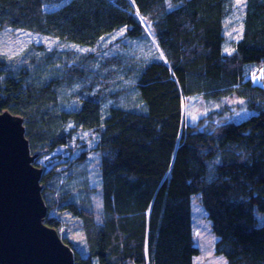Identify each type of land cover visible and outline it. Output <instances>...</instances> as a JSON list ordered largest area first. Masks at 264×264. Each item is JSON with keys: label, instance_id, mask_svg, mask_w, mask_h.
Instances as JSON below:
<instances>
[{"label": "trees", "instance_id": "1", "mask_svg": "<svg viewBox=\"0 0 264 264\" xmlns=\"http://www.w3.org/2000/svg\"><path fill=\"white\" fill-rule=\"evenodd\" d=\"M52 3L57 6L45 8ZM236 8L235 0H0V27L94 51L126 26L123 36L149 39L161 54L151 49L132 69L111 56L90 68L89 55L76 64L40 45L17 63L0 57V111L24 117L33 152L68 143L78 128L95 132L91 149L100 155L103 206L97 210L85 196L74 200L73 190L61 191L55 171H44L41 180L49 211H67L82 222L81 246L60 233L75 264H196L194 196L227 264H264V87L251 74L264 65V0H246L239 16ZM229 29L234 49L226 53ZM44 68L58 73L44 77ZM125 78L133 79L132 103ZM76 81L82 83L72 91L76 104L62 106V92ZM190 95L221 109L184 123ZM236 97L245 102L234 103ZM244 107L253 113L200 129L206 119ZM45 223L58 228L61 219L48 214Z\"/></svg>", "mask_w": 264, "mask_h": 264}, {"label": "rangeland", "instance_id": "2", "mask_svg": "<svg viewBox=\"0 0 264 264\" xmlns=\"http://www.w3.org/2000/svg\"><path fill=\"white\" fill-rule=\"evenodd\" d=\"M246 0H235L236 14L239 16L243 13V8L245 6ZM57 4L52 3L45 6L46 9H52L56 7ZM237 25L234 24L232 28H236ZM127 31L126 26H121L114 29L110 36L103 38L99 43L95 52L89 49L93 47H88L81 44H76L68 40H62L58 37L44 35L40 33H35L33 31L5 26L0 27V57H6L8 59L16 60L19 62L21 56L30 53V49L38 48L40 45L44 49L52 50L57 49L61 53H65L74 58V62L77 64L79 61L84 64V60L89 57V67L96 69L97 64L103 61L106 57H115L116 59L123 62V66H127L128 69H132V66L140 67L143 61L151 57L153 54L151 51L156 52V56L159 57L161 54L157 52V48L152 46L149 39L144 40L147 44L143 42H138L137 40H132L123 36ZM240 32L239 29H234V32ZM231 31L230 29L226 31V41L224 43V52L231 53L234 49L233 43L231 41ZM236 37V36H235ZM152 41V40H150ZM133 42V43H132ZM141 44V45H140ZM34 45V47H33ZM150 48L146 51L144 47ZM88 48V49H87ZM152 49V50H151ZM41 53L37 54V60L40 58ZM141 59H144L141 61ZM18 60V61H17ZM36 60V61H37ZM140 62V63H139ZM134 63V64H133ZM90 67V68H91ZM42 69V67H41ZM44 77H51L58 72L52 71V69L44 68ZM125 69H122L118 75L121 78V74ZM37 74V73H36ZM252 79L254 84H260L264 87V65L257 66L253 68ZM130 79V78H129ZM131 81L133 79H130ZM126 78L122 79V86L127 87V99L129 103H132L135 91H133L130 83ZM77 82V81H76ZM75 82V83H76ZM81 81L75 84L74 88H66L60 96V104L65 107H73L77 101L72 99V91L77 89L81 85ZM122 88V87H121ZM72 99V100H71ZM234 103H244L245 100L241 97L233 98ZM184 123L195 124L200 118L205 117L214 110L221 109L220 103L214 100H207L202 95H190L185 99L184 104ZM253 112L247 108H243L237 112L229 113L228 115H222L221 117H216L213 119H206L204 124L200 129L212 130L219 124L224 122H229L232 120H240L246 116H249ZM96 137L95 132L78 128L72 135L70 141L66 144L58 145L51 152L44 153L36 158V164L44 168V171H55L60 175V180L62 182L61 191L69 190L74 191L72 198L77 200L78 198H83L84 196L89 199L91 204L94 205L95 209H99L100 205L103 206L102 196H101V177H100V155L97 151L92 150V146L95 144ZM86 152V159L77 160L78 156L82 151ZM64 181V182H63ZM78 188H84L80 193H77ZM86 191V192H85ZM100 191V195L96 194ZM63 193V192H62ZM197 198L193 197L192 209L194 217V231L196 244L200 247V254L194 258L196 264H227V259L225 256L217 254L215 252V243L218 237L211 231L210 221L204 215L203 210L199 202L197 203ZM50 216H58L61 219V224L57 228L59 233L65 235L67 238L71 239L78 246L83 244L82 222L75 216L66 212H59L55 208L51 209L48 213ZM264 219V216H262ZM60 234V235H61Z\"/></svg>", "mask_w": 264, "mask_h": 264}, {"label": "water", "instance_id": "3", "mask_svg": "<svg viewBox=\"0 0 264 264\" xmlns=\"http://www.w3.org/2000/svg\"><path fill=\"white\" fill-rule=\"evenodd\" d=\"M25 119L0 111V264H75L73 248L45 223L44 168L32 151Z\"/></svg>", "mask_w": 264, "mask_h": 264}, {"label": "bare ground", "instance_id": "4", "mask_svg": "<svg viewBox=\"0 0 264 264\" xmlns=\"http://www.w3.org/2000/svg\"><path fill=\"white\" fill-rule=\"evenodd\" d=\"M262 66V65H261Z\"/></svg>", "mask_w": 264, "mask_h": 264}]
</instances>
